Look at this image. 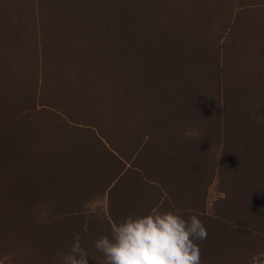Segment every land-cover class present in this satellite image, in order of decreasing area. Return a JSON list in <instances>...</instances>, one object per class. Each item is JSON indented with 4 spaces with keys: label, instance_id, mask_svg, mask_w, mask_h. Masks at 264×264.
<instances>
[{
    "label": "rangeland",
    "instance_id": "obj_1",
    "mask_svg": "<svg viewBox=\"0 0 264 264\" xmlns=\"http://www.w3.org/2000/svg\"><path fill=\"white\" fill-rule=\"evenodd\" d=\"M23 1L34 8L37 0ZM15 2L0 0V46H10L0 51V264H60L76 234L88 264H105L95 240L113 221L152 208L198 215L208 233L197 241L202 264H264V121L250 115L264 117V0H82L77 8L48 0L55 21L111 27L104 40L130 63L119 91L97 97L83 85L87 112L46 100L51 76L45 62L29 65ZM144 49L156 72L135 75ZM175 76L190 86L191 103L176 102ZM126 110L149 127L121 131L118 116L106 123ZM58 114L63 131L55 124L51 133ZM149 128L157 132L146 142ZM121 149L143 153L145 169L121 175ZM119 200L126 215L110 207Z\"/></svg>",
    "mask_w": 264,
    "mask_h": 264
},
{
    "label": "trees",
    "instance_id": "obj_2",
    "mask_svg": "<svg viewBox=\"0 0 264 264\" xmlns=\"http://www.w3.org/2000/svg\"><path fill=\"white\" fill-rule=\"evenodd\" d=\"M13 1H16L14 4L15 9L22 10L21 11L23 14L22 20L17 19L15 23L21 22L23 25L24 29L22 28L21 30V38H22V44H24L25 47L24 48L25 53L27 56H29L28 59L29 65L31 64L32 66L33 60H39L42 63L45 62L44 65L46 68L44 73H47L49 76H51V78L49 79L51 80L50 85L48 86L49 88L48 90L50 94H46V98H48L46 100H49L51 98L56 100L57 101L56 104L59 107H62L63 103H67V104L78 103L80 106H78L77 109L84 110L87 112L90 107V105L88 104L89 101L86 99L88 103H82V98L83 96H85V91L88 92L89 86L84 88L83 87L84 84H88V85L92 84V86H96L92 90L91 94H95L97 97L102 96V93L104 95L106 93V89L109 87H113V89H116L115 91H119L120 89H123V86H121L123 85L122 80L124 77H126V81H127V78L129 76L128 67L130 63L128 61V58H124V49H118L117 47L112 45V42L107 43V41L104 40L106 35H108V31L109 30L110 32L112 31L111 27L106 29L104 23H102L101 21H98L101 23H96L97 21H90L87 23L77 24V25H66L61 21H55V16L56 14H58V12L54 7H52V5H49V3L47 2L48 0H46V2H44V0H37L35 2L34 8H32L30 4L29 5L25 4L23 0H13ZM78 1H82V0H71L74 6L78 3ZM28 6L30 8H28ZM56 6L58 7V4H56ZM75 7L77 8L78 6ZM62 10H64V8ZM8 36L10 37V34H8ZM33 41H34V46L32 45ZM118 43L123 44V41H119L116 44ZM49 46L51 47V49L49 48ZM9 47L10 46L7 47L0 46V51H2V54L4 56H6L8 53V51L4 49ZM144 51L145 53L143 58L145 60V63H143L142 65H137L135 75L136 74L140 75L145 71L146 73H148L149 70H152L154 73L156 72L154 70V65L152 64V59H153V56H151L152 54L149 55V51L147 52L146 49H144ZM158 53L160 55L163 54L161 50ZM88 56L93 57L90 63H87L85 61V58ZM110 56L113 58H117L114 63L109 62ZM166 57H171V56L168 54ZM62 59H64L65 61H63ZM172 69L173 71L175 70V72L179 73L180 72L179 70H181L182 68L181 67L178 68V66L176 65V61H174V65L172 66ZM10 74L11 73H8L7 75L13 76ZM0 76L3 77L4 75L0 74ZM118 77H120V79H118ZM177 78L178 77L175 76L174 85H176L177 88H180V90L176 89L175 91H172V93H177V94L181 93L182 97H179L176 100V102L191 103L190 86L185 85L183 81H178ZM140 88L141 86L136 85L137 90H140ZM0 90H1L0 92L1 95V93H3V90L1 88ZM105 99H106V103H108L107 101L109 99L111 101L114 100V98H110V97H106ZM116 99L115 100L117 101V103H120V98H116ZM92 103H96V102L93 101ZM123 103H128V102H126V100H123L122 104ZM154 103L157 102L155 101ZM111 106L112 105H106L105 108L106 113L108 112V107ZM194 113H197V111ZM198 114H201L202 118L204 119L208 118L205 108H201V111ZM59 115L60 114H58L57 117H52L51 119H49L48 121L49 124L46 125L45 129L50 128V131L52 133L56 124V127H58L60 132H62L63 127L59 124L60 123ZM116 116L121 117V120L123 118L122 125L124 124L128 128L138 127L142 124L143 121H144V125H146L142 127L143 129L149 127L148 125H150L148 123V119L146 120L143 119V114H139V121H136L132 117V115L128 114L127 110L124 113L123 112L116 113L113 116H109L110 118L106 120V123H108L112 118ZM87 118H92V116L86 115L85 119ZM99 118L100 117H95L96 120H98ZM234 118L236 119V116H234ZM184 119L186 120V117H184ZM121 120L119 121L120 124H121ZM101 121L105 122V118L102 117ZM165 126L169 127L171 125L170 123L166 122ZM201 127H204L203 123L202 125L197 126L198 129ZM147 132H148V136L146 138V142L151 140L152 136L154 137V135H156L157 130L149 128L147 129ZM45 134L47 135L48 133L45 132ZM164 134L168 135L167 130L164 132ZM48 136H44V137L47 139ZM195 136L197 137V133L195 134ZM97 142L102 146L100 139L97 140ZM153 142L157 143V139H155ZM147 144L149 146L150 144L153 145L154 143H147ZM112 145L115 148H118L117 144L112 143ZM41 146H42V140H41ZM190 146L192 147V144ZM120 152L127 153L123 149H121ZM157 178H159L160 183L165 188V185L163 184L162 181L163 178L161 177V175H158ZM156 181L158 180L156 179ZM160 195L161 194L159 190L158 196ZM137 201L138 200H135V203ZM110 207L117 208L119 213L126 215L124 213V208H122L120 204V200L118 201V203L112 201Z\"/></svg>",
    "mask_w": 264,
    "mask_h": 264
},
{
    "label": "clouds",
    "instance_id": "obj_3",
    "mask_svg": "<svg viewBox=\"0 0 264 264\" xmlns=\"http://www.w3.org/2000/svg\"><path fill=\"white\" fill-rule=\"evenodd\" d=\"M250 115L257 123L264 121L255 112ZM207 234L197 214L185 218L175 210L152 208L113 221L109 234L98 237L94 247L103 254L105 264H202L197 241L205 240ZM82 239L80 234L75 235L69 251L61 255L60 264H88Z\"/></svg>",
    "mask_w": 264,
    "mask_h": 264
},
{
    "label": "crops",
    "instance_id": "obj_4",
    "mask_svg": "<svg viewBox=\"0 0 264 264\" xmlns=\"http://www.w3.org/2000/svg\"><path fill=\"white\" fill-rule=\"evenodd\" d=\"M128 129L129 128L127 126H125L124 124L121 125V131H127ZM100 139H101L102 143H105L103 138H100ZM142 152H143V150H142ZM142 154L143 153H141L140 151H138L137 153H133L131 155H128L127 153L121 154V158H120L121 163H119V167H120L119 171H120L121 175H124V174L127 175V173L130 172L131 168L136 169L138 171L141 169L144 170L145 167L142 163V158H143ZM95 155H97L96 152H95ZM118 157H120V155L117 156V158ZM135 157H136L137 161H133L135 159ZM144 174H145V171H144ZM111 183H113V182L111 181ZM156 183L159 184L158 181H156ZM160 191L163 192L162 189Z\"/></svg>",
    "mask_w": 264,
    "mask_h": 264
}]
</instances>
